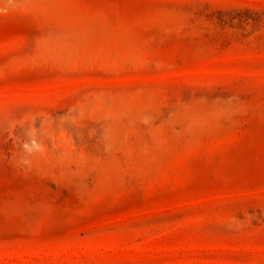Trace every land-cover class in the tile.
Listing matches in <instances>:
<instances>
[{
  "label": "rangeland",
  "instance_id": "374dc122",
  "mask_svg": "<svg viewBox=\"0 0 264 264\" xmlns=\"http://www.w3.org/2000/svg\"><path fill=\"white\" fill-rule=\"evenodd\" d=\"M0 264H264V0H0Z\"/></svg>",
  "mask_w": 264,
  "mask_h": 264
}]
</instances>
